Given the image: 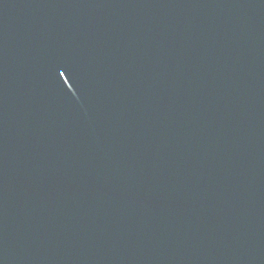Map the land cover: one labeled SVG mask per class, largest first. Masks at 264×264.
I'll return each instance as SVG.
<instances>
[{
	"label": "water",
	"instance_id": "obj_1",
	"mask_svg": "<svg viewBox=\"0 0 264 264\" xmlns=\"http://www.w3.org/2000/svg\"><path fill=\"white\" fill-rule=\"evenodd\" d=\"M0 264H264V0H0Z\"/></svg>",
	"mask_w": 264,
	"mask_h": 264
}]
</instances>
